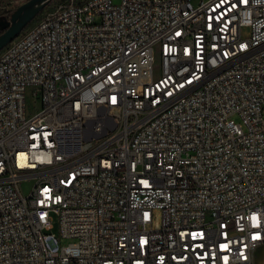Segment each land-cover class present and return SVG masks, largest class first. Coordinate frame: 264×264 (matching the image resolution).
Returning <instances> with one entry per match:
<instances>
[{
    "label": "built area",
    "instance_id": "2783aa9c",
    "mask_svg": "<svg viewBox=\"0 0 264 264\" xmlns=\"http://www.w3.org/2000/svg\"><path fill=\"white\" fill-rule=\"evenodd\" d=\"M262 246L264 0H56L0 50V264Z\"/></svg>",
    "mask_w": 264,
    "mask_h": 264
},
{
    "label": "water",
    "instance_id": "95a60500",
    "mask_svg": "<svg viewBox=\"0 0 264 264\" xmlns=\"http://www.w3.org/2000/svg\"><path fill=\"white\" fill-rule=\"evenodd\" d=\"M52 0H28L11 14L0 15V50L13 41Z\"/></svg>",
    "mask_w": 264,
    "mask_h": 264
},
{
    "label": "rangeland",
    "instance_id": "374dc122",
    "mask_svg": "<svg viewBox=\"0 0 264 264\" xmlns=\"http://www.w3.org/2000/svg\"><path fill=\"white\" fill-rule=\"evenodd\" d=\"M28 0H1L0 1V15H7L6 12H13L18 6H20L21 4L27 2ZM56 0H52L46 7L44 10H42V12H40L38 14L41 15V13H43V11H46L50 4L55 2ZM37 17L34 19L36 20ZM24 192L27 194L29 192V185L28 183H24ZM55 232H58V225L56 223V228L54 229ZM64 243H67L68 241H63ZM257 264H262V262L257 260Z\"/></svg>",
    "mask_w": 264,
    "mask_h": 264
},
{
    "label": "crops",
    "instance_id": "0c3cea01",
    "mask_svg": "<svg viewBox=\"0 0 264 264\" xmlns=\"http://www.w3.org/2000/svg\"><path fill=\"white\" fill-rule=\"evenodd\" d=\"M262 262L264 264V246L260 247L256 252V261Z\"/></svg>",
    "mask_w": 264,
    "mask_h": 264
},
{
    "label": "trees",
    "instance_id": "16d2710c",
    "mask_svg": "<svg viewBox=\"0 0 264 264\" xmlns=\"http://www.w3.org/2000/svg\"><path fill=\"white\" fill-rule=\"evenodd\" d=\"M6 14L9 16V15L11 14V12H6ZM39 16H40V15H39ZM39 16H38V17H39ZM38 17H37V18H38ZM31 23H32V22H31ZM31 23H30V24H31Z\"/></svg>",
    "mask_w": 264,
    "mask_h": 264
},
{
    "label": "snow or ice",
    "instance_id": "6c2138e0",
    "mask_svg": "<svg viewBox=\"0 0 264 264\" xmlns=\"http://www.w3.org/2000/svg\"><path fill=\"white\" fill-rule=\"evenodd\" d=\"M256 238H258V237H256Z\"/></svg>",
    "mask_w": 264,
    "mask_h": 264
}]
</instances>
